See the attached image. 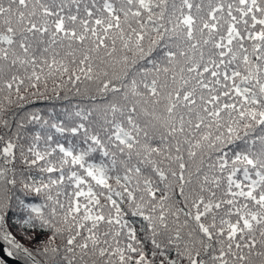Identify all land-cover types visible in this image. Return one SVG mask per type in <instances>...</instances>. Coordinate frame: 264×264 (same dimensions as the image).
I'll return each instance as SVG.
<instances>
[{
	"label": "snow or ice",
	"instance_id": "1",
	"mask_svg": "<svg viewBox=\"0 0 264 264\" xmlns=\"http://www.w3.org/2000/svg\"><path fill=\"white\" fill-rule=\"evenodd\" d=\"M0 264H264V0H0Z\"/></svg>",
	"mask_w": 264,
	"mask_h": 264
}]
</instances>
